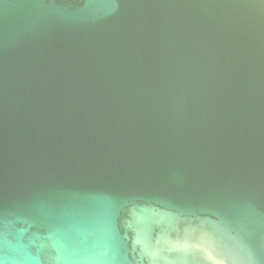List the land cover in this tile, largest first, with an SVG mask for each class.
<instances>
[{
    "label": "water",
    "instance_id": "obj_1",
    "mask_svg": "<svg viewBox=\"0 0 264 264\" xmlns=\"http://www.w3.org/2000/svg\"><path fill=\"white\" fill-rule=\"evenodd\" d=\"M0 264H264V0H0Z\"/></svg>",
    "mask_w": 264,
    "mask_h": 264
}]
</instances>
